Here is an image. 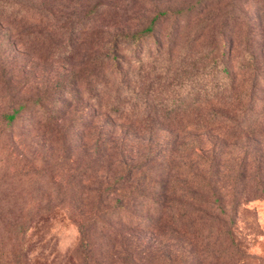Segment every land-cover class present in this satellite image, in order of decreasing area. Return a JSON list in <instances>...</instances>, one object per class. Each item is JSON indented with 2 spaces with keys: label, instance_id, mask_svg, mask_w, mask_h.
<instances>
[{
  "label": "rangeland",
  "instance_id": "1",
  "mask_svg": "<svg viewBox=\"0 0 264 264\" xmlns=\"http://www.w3.org/2000/svg\"><path fill=\"white\" fill-rule=\"evenodd\" d=\"M25 1L34 4L40 15L22 21L0 19V264H9L8 248L13 235L6 215L18 211L10 204L14 197L34 201L39 204L38 210L60 200L67 206L71 200L82 198L77 190L80 182L110 180L114 176L109 178L106 174L129 167L133 171L127 177L130 183L126 191L135 186V189L150 192L157 183L152 180L156 170L164 173L172 170L171 180L181 182L182 170L190 168L189 171L194 172L195 167L201 166L198 158L201 152L216 155L217 180L224 186L226 212L236 210V234L247 241L252 252L264 256V196L251 195L243 201L241 198L233 201L229 196L238 171L243 172L242 180L247 185H252L250 179L257 169L262 172L264 181V142L245 137L226 140L217 130L193 129L189 121L198 117L196 115H205L206 103L191 110L183 105L188 102L184 98L190 94L189 81L181 80L171 91H164L170 98L179 95L177 101L171 102L173 112L153 109V104L160 103L164 96L157 98L154 92L145 89L153 79L151 66L173 67L188 52L197 51L200 57L209 52L223 57L229 55L233 68L238 65L239 57L253 51L264 73V0ZM42 4L44 8L40 7ZM91 10L93 12L89 13ZM164 10L170 15L158 19L153 35L142 41L146 57L142 63H129L128 72L121 77L115 72L109 75L115 85L125 80L124 85H118L121 90L128 92L134 87L135 98L121 99L124 112L112 114L105 113V109L96 110L88 95V76L80 84L71 77L80 68V62H86L89 54L107 55L108 42L114 35L139 31L155 12ZM50 13L55 14L53 25L46 22ZM23 29L28 32L20 34ZM157 42L163 46L160 56L150 50ZM188 46L193 50H187ZM127 65L120 68L125 70ZM188 66L186 59L179 67ZM85 70H88L86 65ZM6 81L10 87L18 89L6 92ZM91 86L95 87V82ZM256 88L254 112L263 105L264 74ZM25 102L30 103L28 108L9 122L6 115ZM128 102L136 111H131L132 105ZM142 115L149 117L143 122L133 117ZM113 116L120 117L115 120ZM45 120L51 123L46 125ZM61 124L63 134L57 131ZM176 167L181 168L173 169ZM227 188L230 190L226 191ZM235 202L236 206L232 207ZM36 205L29 209L31 213L36 212ZM133 205L131 210L135 217L152 213L147 201L136 200ZM61 208L68 213L79 211L74 207ZM50 211L55 212V209L51 207ZM131 229L128 228V234L139 239L148 251L159 253L160 249L169 253L170 264H201L200 257L194 255L204 246L205 238H210L214 245L216 236L186 234L168 227L155 231ZM53 234L58 261L68 253L67 264L80 263L75 255L76 226L66 222ZM100 236L98 232L94 234L96 246H99ZM128 242L137 244L135 239ZM110 251L99 248L98 261L92 258L86 264H105L100 253L108 255Z\"/></svg>",
  "mask_w": 264,
  "mask_h": 264
},
{
  "label": "trees",
  "instance_id": "2",
  "mask_svg": "<svg viewBox=\"0 0 264 264\" xmlns=\"http://www.w3.org/2000/svg\"><path fill=\"white\" fill-rule=\"evenodd\" d=\"M28 3L25 0H0V19L12 18L22 21L24 18H34L35 15H40V10H36L31 2ZM40 7L44 8L43 4ZM91 12L93 10L89 11V13ZM169 15L170 12L166 10L155 12L148 24L141 30L130 34L118 33L114 35L108 42V56L98 53L89 54L86 62L85 60L80 62V68L71 77L78 84L83 79H87L85 76H88V95L96 110L102 109L106 110L105 113L112 114L124 112L120 106L121 99L124 97L135 98L137 93L134 87L135 91L133 88H129L128 92L119 88L118 85L125 84L123 77L121 83L115 85V81L109 75L115 72L121 77V74L128 72L131 63L134 65L138 61L141 64L142 60L146 58L143 39L153 35L154 24L158 19L166 18ZM54 20L55 14L50 13L46 22H51L49 24L53 25ZM27 32H24L23 29L19 33ZM150 50L154 55L160 56L163 46L157 42L156 46ZM187 50L192 51L193 48L188 46ZM246 55L239 57L236 61L238 65L233 68L229 64V55L223 57L215 53L212 55L209 52L200 57L201 54H198L197 51L195 54L184 53V56L180 57L181 60L173 67L154 64L150 68L153 76L152 82L146 85L145 89L154 92L157 98L161 95L164 97L159 101L161 104H153V109L173 112L171 102L177 101L176 98L179 95H172L173 98H170L167 93L164 94V91H171L174 85L181 83V80L189 81L190 94L184 98L188 99V102H184L183 105L188 106L191 110L206 103L205 115H196L198 117L189 121V125L193 129L198 131L217 130L226 140H239L245 137L249 138L248 140L254 139V142H264V96L261 109L258 112L253 111L258 92L257 81L264 73L260 68L259 57L253 51ZM186 59L190 67L180 68L179 66L181 63L184 64ZM127 63L128 67L125 70L120 68ZM199 64L201 65L199 66ZM85 65L88 70H85ZM109 65L111 66L108 68ZM198 66L200 68L196 69ZM85 71L88 72L86 75ZM148 75L150 76V71ZM94 82L95 87H92L91 84ZM10 86L9 81H6L4 87L6 92L18 89L15 86ZM141 97L140 95L139 98ZM128 103L132 105V103ZM29 105V102L19 104L17 108L6 115V118L9 122L13 121L16 115L28 108ZM130 109L136 111L134 105L130 106ZM113 117L118 120L120 116ZM133 117L143 122L149 116ZM44 123L49 125L51 121L45 120ZM57 129L60 134L64 133L63 124ZM198 158L201 161V166L195 167L194 172H190V168L187 171L182 170L183 179L181 180L183 181L181 182L176 179L171 180L172 178L169 176H172V170L170 173L156 170L152 180L157 183L154 187L155 190L150 192L135 189V186L126 191L127 185L130 183V179L127 177L133 171V168L129 167L118 168L110 174H106V177L109 178L114 176L110 180L80 182L77 190L82 200L73 199L67 203V206H64V201L60 200L38 210L39 204L36 205L34 201L14 197L10 204L18 211L6 215L13 235V241L8 248V263L67 264L70 258L68 253L61 257V262L58 261L55 252L56 239L53 233L58 226L68 222L74 224L78 232L75 247V255L80 262L78 264H86L92 258L98 261L96 251L99 248L106 251L111 250L108 255L106 252L100 253L105 264H130L132 261H135L132 264L171 263L169 253L166 254L164 250L160 251V249L159 253H152L147 250L146 245L140 244L139 239L129 235L127 230L131 229L130 226H132L131 230L147 228L155 231L168 227L179 229L186 234L189 232L200 236L216 235L212 242L214 245H211L210 238H205L204 246L194 255V257H200L201 264H264V256L252 252L247 241L236 234L234 224L236 210L230 213L226 212V198L222 192L224 186L219 185L217 180L219 171L216 155L212 153L205 155V152H201ZM260 160L258 159V162ZM242 175L243 172L238 171L237 176L233 177L236 182L231 183V190L230 188L226 189V191L230 190L231 199L234 201L241 198L243 201L252 197L251 195L263 197L264 181L260 169H257L256 173L252 175L250 179L252 185H247L242 180ZM104 185L105 187H103ZM242 185L245 187L240 188ZM85 193H87L86 196H84ZM136 200L147 201L152 213L147 216L135 217L131 208L134 207L133 201ZM35 205L36 212L31 213L29 209ZM235 206L236 202L232 207ZM51 207L55 209V212L50 211ZM61 207H74L79 211L68 213ZM96 232H98V236L101 235L99 246L95 245L94 234ZM196 235H194L195 238ZM129 239H135L137 244L128 242Z\"/></svg>",
  "mask_w": 264,
  "mask_h": 264
}]
</instances>
